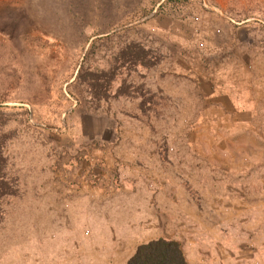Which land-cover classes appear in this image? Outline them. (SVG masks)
Wrapping results in <instances>:
<instances>
[{
  "label": "rangeland",
  "instance_id": "1",
  "mask_svg": "<svg viewBox=\"0 0 264 264\" xmlns=\"http://www.w3.org/2000/svg\"><path fill=\"white\" fill-rule=\"evenodd\" d=\"M1 150L0 264H264V0H0Z\"/></svg>",
  "mask_w": 264,
  "mask_h": 264
},
{
  "label": "trees",
  "instance_id": "2",
  "mask_svg": "<svg viewBox=\"0 0 264 264\" xmlns=\"http://www.w3.org/2000/svg\"><path fill=\"white\" fill-rule=\"evenodd\" d=\"M130 48H131L130 52H127V54L126 52L123 53V56L125 55L127 56L129 54L127 59L124 61L122 59L120 60L123 63L128 62L130 64H133L135 62L134 58H136L137 62H141L143 60V57L140 53V51L143 50L142 47L137 44H134V45H130ZM133 51H135L136 54H133ZM1 154H2V150L0 151V164L3 161ZM126 264H189V263L185 257V254L179 242L160 238L140 245L137 248L135 254L128 260Z\"/></svg>",
  "mask_w": 264,
  "mask_h": 264
}]
</instances>
